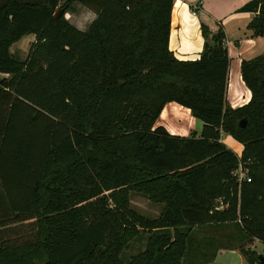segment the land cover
<instances>
[{"label":"trees","instance_id":"16d2710c","mask_svg":"<svg viewBox=\"0 0 264 264\" xmlns=\"http://www.w3.org/2000/svg\"><path fill=\"white\" fill-rule=\"evenodd\" d=\"M75 3L97 15L85 32L65 18ZM174 3L66 0L56 17L61 0H0V264H211L221 250L261 264L250 247L264 244V54L242 62L252 98L232 109L224 32L202 24L200 59L178 60ZM242 12L258 13L248 30L264 37V0ZM30 35L22 60L11 49ZM171 103L204 124L199 138L157 126ZM241 165L251 183L234 176Z\"/></svg>","mask_w":264,"mask_h":264},{"label":"crops","instance_id":"0c3cea01","mask_svg":"<svg viewBox=\"0 0 264 264\" xmlns=\"http://www.w3.org/2000/svg\"><path fill=\"white\" fill-rule=\"evenodd\" d=\"M252 0H175L172 11L170 50L180 61H197L204 50L202 24L212 33L220 29L225 34L224 44L230 58L227 103L232 109L247 105L252 93L246 87L241 73L243 61L264 54V37H254L248 30L258 13L242 12ZM32 36V35H30ZM157 126H162L173 137L199 138L204 124L194 118L191 111L178 104H168ZM222 142L240 158L244 147L231 136L223 135ZM227 252L221 250L218 256ZM216 257V259H217ZM215 259V261H216Z\"/></svg>","mask_w":264,"mask_h":264},{"label":"rangeland","instance_id":"374dc122","mask_svg":"<svg viewBox=\"0 0 264 264\" xmlns=\"http://www.w3.org/2000/svg\"><path fill=\"white\" fill-rule=\"evenodd\" d=\"M66 0H61L60 8L56 14L63 11V14L65 10L63 9V5ZM97 15L91 11L90 9L84 7L81 4L75 3L73 5V8L69 10V12L66 13L65 18L67 21H69L73 26L78 28L79 30L85 32L89 29L93 21L96 19ZM35 41L34 36H27L23 38L20 42L15 44L11 51L13 54L21 58L22 60H26L32 43ZM237 171V170H236ZM248 171L245 170V173ZM246 175V174H245ZM132 206L134 209H136L140 214L151 217V218H157L160 216L163 206L161 205H155L151 203L146 198H143L139 195L133 194L132 195ZM215 207L216 210L220 209L219 211H223L228 208L227 203H225V200L223 198H219L215 201ZM30 226L25 227L23 230V235L21 238H14L16 242H20L22 240H25L32 236V232L30 231ZM21 230V233H22ZM16 237V236H15ZM146 236H143L141 239L134 240L131 243V247L122 254V259L127 262L130 260V258L135 255L136 253H139L145 249L146 245ZM14 239L12 241H14ZM252 250H255L259 253V255H264V244L255 241L254 245L250 247ZM211 264H248L245 260V258L240 254L236 252H227L222 254V256H218L216 261L212 262Z\"/></svg>","mask_w":264,"mask_h":264},{"label":"built area","instance_id":"2783aa9c","mask_svg":"<svg viewBox=\"0 0 264 264\" xmlns=\"http://www.w3.org/2000/svg\"><path fill=\"white\" fill-rule=\"evenodd\" d=\"M245 170L242 165L239 167V169L237 171L234 172V176L237 178L239 183L242 182H247V183H251V178L248 175V172L245 173ZM246 174V175H245ZM218 210V209H217ZM220 210V209H219Z\"/></svg>","mask_w":264,"mask_h":264},{"label":"water","instance_id":"95a60500","mask_svg":"<svg viewBox=\"0 0 264 264\" xmlns=\"http://www.w3.org/2000/svg\"><path fill=\"white\" fill-rule=\"evenodd\" d=\"M62 14H63V11H61L60 13H58V15L56 17H59ZM244 124H245V122L243 121L242 122V125H244ZM259 260H260L261 264H264V255H259Z\"/></svg>","mask_w":264,"mask_h":264}]
</instances>
